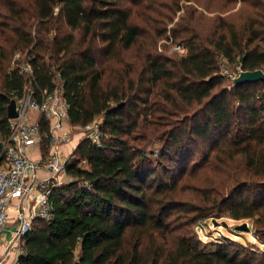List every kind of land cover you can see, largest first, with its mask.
Returning <instances> with one entry per match:
<instances>
[{
  "label": "trees",
  "instance_id": "16d2710c",
  "mask_svg": "<svg viewBox=\"0 0 264 264\" xmlns=\"http://www.w3.org/2000/svg\"><path fill=\"white\" fill-rule=\"evenodd\" d=\"M129 1L34 0L33 16L46 27L44 34L37 31L34 41H26L35 97L41 101L44 93H51L59 75L70 125L84 128L98 117L103 120L98 143L84 138L69 157L70 182L52 190L51 219L33 221L16 264H264V251L232 239L209 246L192 236L168 240V214L186 213V205L172 198L177 181L164 183L166 177L155 168L165 161L178 175L184 173L191 144L212 138L209 152L216 164L223 172L233 165L238 170L226 194L215 187L207 197L209 207H193L194 222L225 216L252 220L253 237L264 245V80L227 88L218 75V58L244 72L264 70V11L246 26L244 37L223 24L220 33L201 38L184 23L182 40L174 33L164 38L185 47L183 55L165 54L167 44L162 41L158 49L165 57H148L152 86L164 82L180 104L200 107L188 124L168 132L157 165L133 145L144 113L133 104L146 108L147 101L120 87L104 89L97 65L98 54L105 61H117L120 52L143 35L131 21ZM8 61L9 52L0 47V154L10 133L7 107L22 96L25 85L18 71L9 73ZM128 73L127 67L120 73L121 86ZM128 87L132 89L130 81ZM125 99L134 102L123 105ZM165 102L176 106L170 97ZM158 110L168 112L164 106Z\"/></svg>",
  "mask_w": 264,
  "mask_h": 264
},
{
  "label": "rangeland",
  "instance_id": "374dc122",
  "mask_svg": "<svg viewBox=\"0 0 264 264\" xmlns=\"http://www.w3.org/2000/svg\"><path fill=\"white\" fill-rule=\"evenodd\" d=\"M34 0H0V47L9 52V61L12 65L15 54L19 52L21 58L27 56L30 47L27 46V39L35 40L37 31L44 34L46 27L41 25L35 18ZM131 10V21L143 29V35L136 45L126 51H121L117 61H105L101 54H98L97 65L103 73L102 86L104 89L120 87L127 90L130 95H137L136 98L147 101L146 108L142 104L135 105L133 100L125 99L123 105L137 107L144 113L138 119V130L134 134V146L144 151L152 161L158 162V155L162 151L168 132L172 129L181 128L188 124L200 107L197 105L185 106L180 104L174 94L168 90L164 82L152 86L149 82L148 57L164 58L159 54L158 46L163 43L164 38L172 35L180 41L185 37L183 24L186 23L201 38H209L220 33L223 24L231 25L241 36H246L245 28L251 21L257 18L264 11V0H132L127 3ZM11 8L13 11H11ZM21 17L17 20L16 17ZM185 25V24H184ZM60 26L67 28L60 22ZM186 26V25H185ZM54 34L51 30L49 39ZM170 41V40H169ZM166 45L165 54H170L174 47L172 42ZM164 45V44H161ZM170 59H175L171 56ZM47 65L52 62L44 59ZM219 74L223 80V86L232 87V81L228 74L236 71V65L228 63L224 59L218 58ZM129 70L128 76L123 83L119 84V75L124 68ZM264 73V70H263ZM58 84L60 81L55 80ZM128 81L131 82L132 89L129 90ZM1 83V78H0ZM135 92V93H134ZM173 99L176 106L169 107L166 98ZM164 106L168 111L161 113L158 109ZM102 117H98L88 128L71 126L69 121L64 122L65 130L69 133L71 141H80L84 138H99L98 126L102 123ZM174 129V130H175ZM212 138H208L204 143L197 141L191 144V156L186 161L185 172L180 173L176 169L169 167L165 161L161 168L155 167L158 175L167 181H177V188L172 193V198L186 205V213L172 212L167 219L171 234L168 240L175 236L195 237L208 246L220 240L232 239L239 241L248 248H258L264 251V245H260L253 237L254 227L252 220L234 221L228 217L217 218V227L212 224V219L199 220L194 222L195 214L190 212L194 206L208 205L207 197L214 191L215 187L220 188L226 194L233 185L230 179L236 174L238 167L233 165L223 172L213 159V153L209 152ZM46 142L41 144L40 155L44 159L47 156ZM204 155H207L204 160ZM36 156H33L34 159ZM178 161H180L178 159ZM155 162V163H156ZM164 169V170H163ZM42 177L41 173H38ZM242 181L246 179L244 173L239 174ZM70 182L68 177L66 184ZM209 212V209L205 210ZM11 217V214H8ZM10 222V220H9ZM225 222L227 228L220 224ZM248 224L249 233H236L234 228L242 224ZM10 229H8V232Z\"/></svg>",
  "mask_w": 264,
  "mask_h": 264
},
{
  "label": "built area",
  "instance_id": "2783aa9c",
  "mask_svg": "<svg viewBox=\"0 0 264 264\" xmlns=\"http://www.w3.org/2000/svg\"><path fill=\"white\" fill-rule=\"evenodd\" d=\"M57 13L58 7H55L53 15ZM158 50L161 52L160 48ZM185 52L182 45H175L170 51L179 55ZM236 66L235 73L228 74L231 81L244 72L239 65ZM13 71L24 77L25 85L22 96L13 98L17 118L9 120L10 133L2 143L0 154V264H5L13 252L16 264L22 254L21 247L16 244L18 242L21 246L23 238L32 229L33 221L41 219L47 222L51 219L52 190L62 187L68 179L66 166L69 157L64 156L59 148L71 142L64 126V122L69 121V106L63 96L61 82L55 81V89L49 94L44 93L39 101L31 87L33 68L27 57L21 58L19 52L15 54L9 73ZM58 77L56 75L59 80ZM87 138L98 143L99 138ZM43 142L47 143L46 158L34 159L32 153L37 149L41 151ZM38 173H45L47 177L41 178ZM13 201L19 204L9 227L8 214ZM6 233L10 238L3 240Z\"/></svg>",
  "mask_w": 264,
  "mask_h": 264
},
{
  "label": "water",
  "instance_id": "95a60500",
  "mask_svg": "<svg viewBox=\"0 0 264 264\" xmlns=\"http://www.w3.org/2000/svg\"><path fill=\"white\" fill-rule=\"evenodd\" d=\"M263 80H264V73L261 70H256L253 72H242L237 78L232 80V86L253 84ZM118 106L121 107L122 104H119ZM15 118H17L16 102L14 99H12L10 100L9 105L7 107V119L12 120ZM212 224L214 227H217L219 225V223L215 219L212 220ZM220 225L225 228L227 227V224L225 222H222ZM234 231L238 233H249L250 228L248 224L244 223L242 225L236 226L234 228Z\"/></svg>",
  "mask_w": 264,
  "mask_h": 264
},
{
  "label": "crops",
  "instance_id": "0c3cea01",
  "mask_svg": "<svg viewBox=\"0 0 264 264\" xmlns=\"http://www.w3.org/2000/svg\"><path fill=\"white\" fill-rule=\"evenodd\" d=\"M78 141H71L70 143L68 144H65V145H62L60 148H59V151L64 155V156H67V157H70L71 154L73 153V151L77 148L78 146ZM32 156H36L35 158L40 160L42 159L41 158V155H40V151L37 150H34V152L32 153ZM42 174V177L41 178H46L47 175L45 173H41ZM56 189V188H55ZM18 201H13L11 206H10V211L9 213L11 214V217H9V227L12 226L13 224V221H14V215H15V212H16V208L18 207ZM10 238V235L9 234H5V236H3V240H7ZM17 247H21L20 244H16ZM22 251V250H21ZM14 254L15 252L11 253V255L6 259V262L5 264H14Z\"/></svg>",
  "mask_w": 264,
  "mask_h": 264
}]
</instances>
